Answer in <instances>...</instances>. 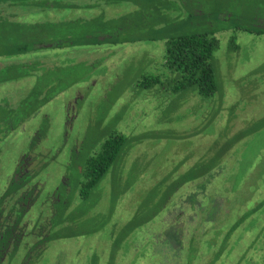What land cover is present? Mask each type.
<instances>
[{"label":"rangeland","instance_id":"obj_1","mask_svg":"<svg viewBox=\"0 0 264 264\" xmlns=\"http://www.w3.org/2000/svg\"><path fill=\"white\" fill-rule=\"evenodd\" d=\"M201 4L202 0H193L184 18L176 22L182 30H202L206 25L230 28L243 20L240 24L250 23L262 31L258 34L232 28L238 45V51H232L228 49L229 31L218 30L219 48L214 55L219 88L208 98L173 89L172 73L160 62L164 41L152 39L157 35V13L150 10L149 21L142 22L140 8L126 19L130 25L118 19L117 25H105V34L99 32L100 37L93 33L91 40H83L80 31L100 30L101 21L79 22L76 35L67 33L74 40L78 38V45L63 47L57 46L61 40L53 41L47 45L53 50L44 54L41 66L31 65L27 72H3L0 80L14 73L19 77L0 84L7 87L0 91V100L8 95L6 108H18L30 92L38 98L36 106L40 108L11 132L7 133L6 124L0 126V195L25 156L31 159L29 170L34 168L26 178L31 191L27 198L37 196L25 220L31 222L40 213V203L57 187L70 206L64 211L69 222L65 217L55 230L47 226L42 231V238H53L46 248H33L30 258L26 255L21 262L22 250L17 249L2 262L264 264V0H219L209 10L213 14L218 7L222 14L210 20ZM16 5L21 7L16 19L7 13L0 18V37H5L7 48L20 46V38L29 33L28 25L34 18L45 23L42 31L49 28L48 22L58 19L57 10L46 16V7L36 11L28 9L31 4ZM113 8L110 15L119 10ZM192 15L187 26L186 19ZM101 38L102 44L96 45ZM87 42L100 48L84 53L81 48L90 47L85 46ZM20 72L29 77L21 78ZM151 73L171 85L158 93L138 85L141 76ZM29 108L26 105L22 111ZM189 128H196L201 135H191ZM116 129L127 135L124 149L87 197L76 194L80 167ZM246 132L250 134L244 137ZM192 140L193 154L200 153L196 146L201 142L205 159L223 154L220 173L204 189L199 179L170 194L173 185L162 177L185 172L197 160L188 154ZM125 150L128 154L122 160ZM185 155L188 159L181 160ZM63 176L69 178L65 191ZM38 181H42L39 187H34ZM182 239L186 242L181 243ZM182 244L185 256L174 262Z\"/></svg>","mask_w":264,"mask_h":264},{"label":"trees","instance_id":"obj_2","mask_svg":"<svg viewBox=\"0 0 264 264\" xmlns=\"http://www.w3.org/2000/svg\"><path fill=\"white\" fill-rule=\"evenodd\" d=\"M37 1V0H36ZM34 0H28L25 1L24 4H31L29 8L36 7V11H39L37 8H44L46 7L47 13L46 16L51 11L57 10L59 12V17L56 21L48 22L49 28L46 31H42L41 27L45 23H39L37 24L36 28H29V33H31V38L27 39L28 41H25L24 46H10L9 48L6 47V44L0 43V56H5V54H18L22 53L24 51H27L29 48L32 49L33 43H39L40 41H46V48L47 50H53L51 48H48V43L50 44L53 41H60V44L57 46H63V47H74L75 45H78V38L74 40L71 36H69L68 31H70L71 34H75L78 32L76 29L79 25V22L83 23H90V21H94V19L100 20L101 24L103 26H98L100 30H92L91 28H83L82 33L83 40H91V35L93 33L98 34L99 32L105 34V29L103 27L108 24H115L117 25L118 19H121L123 23L126 25H130V22H127L126 19L131 18L134 16L139 8L142 9V18L140 21L147 22L149 21V11H155L157 13V17L155 19L156 26H154V29L156 30L155 36H153L152 39H161L164 41V51L163 54L160 56V62L161 67L164 70L169 71L172 73L173 80L171 79V83L168 81L165 85V82H162L158 74H147L141 76V78L138 80V85L141 84L144 87H150L151 90L155 89L154 93H158L162 90V88H166L169 85L173 87L175 91H178L180 89L186 90L190 93H197L199 96L208 98L215 94L218 91L219 84L216 76V60H215V51L219 48V39L217 37L218 30L221 31H229V50L232 51H238V45L236 43V35L231 29H240L244 32L249 33H258L261 34V30H255L253 26L249 25L250 23H244L240 24L241 21L238 24H234L232 27H222L221 29L214 28L211 25L207 26L202 30H182L181 26L176 24L177 21H180L182 18H184V12L188 10V7H191L193 4V0H40L41 3H38ZM123 1L125 3L123 4ZM200 1V0H199ZM219 0H202V4L200 5V8L204 11H208L206 15V19L210 20L212 16L219 17L220 14H222V9H216L214 10V13L210 12L209 6H213L214 4H218ZM13 2V1H11ZM185 3V4H184ZM212 3V4H210ZM204 4H206V7L203 8ZM186 5V6H185ZM117 7L119 9L118 11L114 12L113 15H110V11L114 10ZM128 7H131L128 9ZM88 8H93L89 10ZM68 9V10H66ZM87 9V10H84ZM128 10L127 13L122 14L121 12H124L123 10ZM66 10V11H64ZM78 11V12H76ZM144 11V12H143ZM122 14V15H121ZM192 15L190 18L186 19V25H189L188 20H192L194 17ZM128 17V18H125ZM139 20V19H136ZM133 21L131 23L136 22ZM181 28V29H180ZM44 33V34H43ZM38 34V35H37ZM33 37V38H32ZM37 37V38H35ZM105 38V35L103 36ZM72 41V42H71ZM98 41L97 44H102V38ZM76 42V43H74ZM128 42V41H127ZM85 46H90L88 49L81 48V50L86 53L90 50H98L100 47L94 46V44L91 43H84ZM93 45V46H91ZM83 46V45H81ZM78 47V46H76ZM95 49H92V48ZM37 49V47H35ZM93 52V51H92ZM97 64V63H96ZM88 65V64H87ZM14 70H19V67H14ZM10 78L7 80H17L19 77L14 73L13 75L9 76ZM6 80V81H7ZM4 81V80H2ZM51 85H49L50 87ZM193 91V92H192ZM222 92H220L219 95H221ZM38 97L41 99V94L38 95ZM37 97H35V94L31 92L28 94V96L23 99L19 104L20 106L18 108L14 107L13 110L10 111V114L16 115L17 113L21 112V117L19 115H16V119L14 122V128L18 125H20V122H23L25 119H28L29 117H33V115L38 112V109L40 105H37ZM40 101V100H39ZM27 102H30L29 104ZM27 105V108L29 110L27 112H23L22 110L25 109V106ZM5 108V106L0 107V109ZM197 119V117H196ZM203 121V120H201ZM194 127V125H192ZM197 129L199 128L196 127ZM195 128V129H196ZM195 129H188L191 135H201L197 134L198 130ZM217 130V129H215ZM219 130V129H218ZM196 131V132H194ZM250 133L246 132L244 134V137L248 136ZM232 136V135H230ZM234 136V135H233ZM202 137V136H201ZM213 139V136L210 137ZM226 137H224L225 139ZM127 135L124 132H121L120 129H116V131L110 133L107 137H105L100 145V148H98L94 153L84 161V164L82 167H80V170L82 171L81 177L78 180V187L79 191L76 190V194L78 193L82 197H87L90 191L95 188L100 181L104 178V176L107 174L110 166L117 160L120 152L124 149L123 146L126 144ZM199 140L200 139H195ZM230 141H232L233 145L235 143V140L232 138ZM211 141H206V143ZM200 145V147H198ZM196 146V150L200 153H194L193 149L195 147L194 142L192 140V143L190 141V152L188 154H192L195 156L194 163L187 168L185 172H182L180 174H175L168 176V174L165 175V177H162V179L166 182H170L171 185H173V188L170 194H173L176 192V189L182 187L183 185H186L185 183H192L194 181H202L201 188L204 189L207 184L211 183L212 181H215L214 178H216L220 173V167L222 165V159L223 154H213L210 157H207L205 159V150L203 142L199 143ZM192 146V147H191ZM202 151V153H201ZM128 154V151L125 150L122 153V160L125 157V155ZM226 154H232V152ZM223 157V158H222ZM227 158V157H226ZM225 158V159H226ZM188 159V156L185 155L181 160ZM224 159V163L226 162ZM228 159V158H227ZM179 161V160H178ZM171 162V161H170ZM169 162V165H170ZM184 163V162H183ZM165 165H168L166 163ZM165 168V166H163ZM174 167H172L171 171ZM34 168L29 170L28 172L24 173L22 177H16L15 180V189L9 192H6L5 196H7L10 192H14L15 194V202H14V212H15V219L13 228L15 229V233H32V234H42V230L44 228L46 229L48 226V223L50 224L51 229H54L56 224L61 222V220L65 221V217L68 219V215L64 212L65 210H68L70 203L68 200H66V197H63L62 194L59 196H55V198L48 197V193L46 196V200L43 203H40V206L38 207V212L33 220L30 222L26 219L25 215L28 211L31 210V206L36 201V197L34 199H28L31 195V191L26 189V185L29 183V181L26 180L27 175H30ZM16 171L19 172V166L16 168ZM32 175V174H31ZM80 175V174H79ZM177 175V176H176ZM161 179V180H162ZM170 179V180H169ZM200 179V180H199ZM39 186V184L35 185L34 187ZM33 187V186H32ZM31 187V188H32ZM38 188V187H37ZM37 190V189H36ZM60 191V190H59ZM170 196V195H169ZM169 198V197H168ZM166 201V200H165ZM5 203V202H4ZM51 208L49 212H46L48 208ZM12 206V207H13ZM10 207L9 209H11ZM132 207H134V203L132 204ZM181 207V206H180ZM0 216L3 214V212L6 209L1 208ZM62 210V218L59 219L60 212ZM3 211V212H2ZM31 212V211H30ZM130 214V213H129ZM136 213L131 215L129 220L134 217ZM27 223L31 224V227L27 229L28 226L22 225L21 219ZM9 223V222H8ZM2 223H0L1 225ZM5 229L0 231L2 235L4 234V239L8 236L10 232V227L6 226L7 222L4 223ZM8 225V224H7ZM11 226V225H10ZM9 227V228H8ZM232 231V229H231ZM55 233V232H54ZM18 235V234H17ZM16 235V236H17ZM52 238V235H50ZM18 238L16 237V240ZM50 239V238H48ZM15 241V249L16 252L18 249V245H20V240ZM184 243L183 239L182 242ZM181 250H176L175 256L173 257L174 262L176 261L179 263V259L184 258L183 254V248H185V244L181 245ZM177 258V259H176Z\"/></svg>","mask_w":264,"mask_h":264},{"label":"flooded vegetation","instance_id":"obj_3","mask_svg":"<svg viewBox=\"0 0 264 264\" xmlns=\"http://www.w3.org/2000/svg\"><path fill=\"white\" fill-rule=\"evenodd\" d=\"M11 1H13V2H11ZM25 1H28V0H20V1L0 0V18L3 16V13H7L10 19H16L15 16L20 13V8H21V7L16 5V2L24 3ZM34 1H36V0H34ZM36 2L41 3L40 0H37ZM12 6H16L17 8L12 7ZM28 9L29 10H31V9L36 10V7H32V8L28 7ZM37 9L41 10L40 8H37ZM51 12H53V11H51ZM76 12H78V11H76ZM32 16L33 15H30V18H32ZM58 17H59V15H58ZM39 23H41V21H35V18H34L32 21H30L28 27L36 28L37 24H39ZM30 38H31V33L23 34L22 37L20 38V41H19L20 46H24L25 45L24 42L28 41L27 39H30ZM35 38H37V37H35ZM5 40H6L5 37L4 38L0 37V43L8 44L5 42ZM46 43H47L46 41H40L39 43L38 42L33 43L32 49L29 48L27 51H24L22 53L5 54V56H0V76L3 75L4 71H6V70L8 71L9 69H14L15 66L19 67V71H22V72H27V70L31 67V65H33L34 67L41 66V64H42L41 60L43 59L44 54L49 52L47 49H45ZM35 47H37V49H35ZM22 72H20L21 78H28L29 77L28 74L22 73ZM10 81H12V80H7V81L6 80H4V81L0 80V84L3 82L9 83ZM6 88L7 87L2 85L0 87V91L4 90ZM7 97H8V95L5 98L0 100V107L5 106V103H9V98H7ZM25 98H24V100H25ZM14 107L15 106L10 105L9 108H6V107L3 108V110H2L3 116H0V126L3 124H6L7 125V130H6L7 133L15 130V128H14L15 120H13V124H11L12 123V121H11L12 115L10 114V111L12 109H14ZM21 123L22 122H20V124ZM30 162H31V159L29 157H25V156L19 161V163L17 165V167L19 166V172L15 171V173L12 175L9 182L7 183L6 187L4 188L2 194L0 195V206H1V208L6 209L3 212V214L0 216V223H2L0 225V231L5 229L4 223H6V222L8 224V225L6 224V226H9L11 229L8 236L6 237V239H4V234L2 235V233H0V264H5L7 262V261L6 262L1 261L5 255H7L8 253L11 255L15 253V251H14L15 241H17V243H19L18 242L19 240H20V243L23 242V245L18 247V249L22 250V252L20 253L21 256L19 257L20 262H21V259L25 258L26 255H28V258H30V252L33 251V248H34V250H41L42 251L44 248L47 247L50 240L53 239V238L48 239V237L42 238L40 236V233L39 234H32V233H26L25 232L23 234L17 233L18 234L17 235L15 233V229L13 228L14 219H15V212H14V206H13L14 202H15V196L13 198V201H10L9 197L11 196L12 192H10L7 196H5V194H6V192H9V191H12L15 189V180L14 179L16 177H22V176H24L23 175L24 173L28 172V167H29ZM62 181H63V183L61 184V186L64 187L63 190L65 191L66 187L68 186V183H69V178L66 176H63ZM41 182L42 181H38L39 185ZM38 183L35 182L34 185H37ZM37 187H39V186H37ZM58 188L59 187L52 190L48 194V197L53 199V198H55V196H59L60 194H62V190L59 191ZM26 189H28L27 185H26ZM65 197H66V195H65ZM10 207H12V208L9 209ZM0 212H1V209H0ZM24 220H23V218L21 219L22 225L28 226L30 223H27ZM61 221H63V220H61ZM67 222H69V220ZM62 223L63 222H59L54 227H57L58 225H61ZM200 223H202V221ZM48 226L50 227L49 223H48ZM27 229H28V227H27ZM50 229H51V227H50ZM44 230H46V229L44 228ZM44 230H42V231H44ZM26 236H29V237L26 238ZM16 237L18 238L17 240H16ZM184 242H186V241H184Z\"/></svg>","mask_w":264,"mask_h":264}]
</instances>
